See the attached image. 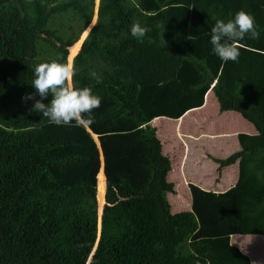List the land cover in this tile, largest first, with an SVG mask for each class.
I'll return each mask as SVG.
<instances>
[{
	"label": "trees",
	"instance_id": "16d2710c",
	"mask_svg": "<svg viewBox=\"0 0 264 264\" xmlns=\"http://www.w3.org/2000/svg\"><path fill=\"white\" fill-rule=\"evenodd\" d=\"M93 8L0 0V264H251L230 235H264V0H98L71 59L75 86L101 98L87 127L96 138L21 99L35 93L36 65L67 62ZM240 10L260 38L246 37L238 62L224 63L211 28ZM136 22L150 29L142 41L130 33ZM208 88L219 110L239 112L256 131L237 132L239 148L212 157L218 169L237 163L231 185L188 181L189 208L172 212L170 161L148 121L200 105Z\"/></svg>",
	"mask_w": 264,
	"mask_h": 264
},
{
	"label": "crops",
	"instance_id": "0c3cea01",
	"mask_svg": "<svg viewBox=\"0 0 264 264\" xmlns=\"http://www.w3.org/2000/svg\"><path fill=\"white\" fill-rule=\"evenodd\" d=\"M156 120L163 123V125H155L154 122ZM168 122L173 125L170 126ZM203 122L207 125H201ZM148 123L155 126V133L160 141L161 152L169 158L170 168L166 173V177L167 179H170L169 175L174 177L171 181L173 182V192L178 202L179 199L183 201L186 198H189L190 202L188 181H192L202 188H209L215 191H222L231 185L237 175V163L226 164L218 169L217 163L212 157L222 158L231 151L238 149L237 132L254 133L256 131L252 123L239 112L230 109L219 110L218 103L210 88L204 92L203 102L200 105L188 108L178 117L154 116ZM205 134L211 142L222 144L225 141L232 144V150L225 155L218 154L217 150L208 149L205 152L196 150L191 144L192 136L199 138ZM201 156L205 160H202ZM201 161L205 165L206 174L201 177L193 176L199 169L197 164L201 163ZM179 188H183L184 193L177 195ZM240 235L242 234H231L230 239L232 236L237 237V239H232L230 242L234 241L232 243L239 246L249 256L251 264H255L251 258L253 257L251 251L245 250L243 248L244 243H240ZM256 264L262 263L257 261Z\"/></svg>",
	"mask_w": 264,
	"mask_h": 264
},
{
	"label": "clouds",
	"instance_id": "9594fccd",
	"mask_svg": "<svg viewBox=\"0 0 264 264\" xmlns=\"http://www.w3.org/2000/svg\"><path fill=\"white\" fill-rule=\"evenodd\" d=\"M162 27L164 28V25ZM149 31L148 27L138 22L133 23L130 29L131 36L138 41H142ZM246 37L258 40L260 32L255 18L250 13L240 10L227 21L216 20L211 28L212 51L224 63L238 62L240 49L244 46L241 42ZM75 75L74 63L62 64L57 61L39 63L34 68L35 78L31 83L35 93H27L21 99L25 103L33 101L31 110L41 113L52 124L71 126L74 122L75 126L90 127L95 123L93 112L100 107L101 98L94 95L89 87L77 88L74 84ZM91 75L97 83L101 82L95 72ZM49 96L50 101L45 103Z\"/></svg>",
	"mask_w": 264,
	"mask_h": 264
},
{
	"label": "rangeland",
	"instance_id": "374dc122",
	"mask_svg": "<svg viewBox=\"0 0 264 264\" xmlns=\"http://www.w3.org/2000/svg\"><path fill=\"white\" fill-rule=\"evenodd\" d=\"M97 4H98V0H94L93 14H92V18H91L92 20H94V17H95V14H96ZM84 31H86V29H84ZM77 39L75 41H73L70 45L66 46V49H67V51H66L67 63L70 61V59H72L73 54H75L79 50L80 43L77 44L76 49H75V45L76 44L74 45V43L77 41ZM70 63H71V61H70ZM211 114H212V110H211ZM154 123L157 126L163 125V123H160L157 120ZM168 124L170 126L173 125L171 122H168ZM212 124H213V122H212ZM201 125L206 126L207 124H205L203 122V124H201ZM160 135H161V133H160ZM192 137H193L192 140H191L192 146L196 150H200L202 152H205L206 150L210 149V150H217L218 154H220V155H225L227 152H230L232 150V148H233L232 144H229L228 142H225V141L222 144L211 142L210 140H208L206 134L204 136L199 137V138L194 137V136H192ZM231 137H232V139H234L233 136H231ZM201 159L205 160V158L203 156H201ZM197 167H199V169L193 176L201 177L202 175L206 174L205 165H204V163L202 161H201V163L197 164ZM168 177L170 178L169 180L174 178V177H171V175H169ZM100 184H102V182H100ZM178 191L179 192H178L177 195H179L180 193H184L183 192V188H179ZM167 197H168V200L170 201V210L172 212L178 211V210H181V209H186V208L189 207V203H190L189 202V198L188 199L187 198L183 199V201L179 199V202H178L176 200V198H175L174 192H168L167 193ZM240 236H241L239 238L240 239V243L241 244L244 243V245H243L244 247L243 248L245 250L251 251V254L253 256L251 258L254 261V263L256 264V262L258 261V262L264 264V238H263L264 235H260V234H242ZM232 239L236 240L237 237L232 236L230 240H232ZM231 242L234 243V241H231Z\"/></svg>",
	"mask_w": 264,
	"mask_h": 264
},
{
	"label": "water",
	"instance_id": "95a60500",
	"mask_svg": "<svg viewBox=\"0 0 264 264\" xmlns=\"http://www.w3.org/2000/svg\"><path fill=\"white\" fill-rule=\"evenodd\" d=\"M97 8V7H96ZM95 16H96V14H95ZM94 19H95V17H94ZM93 21L94 20H92L91 19V21L89 22V24L86 26V31H85V33L83 34V33H81V35L79 36V38L78 39H80V42H81V40H82V38H84V36H85V34L87 33V31H88V29L90 28V26L92 25V23H93ZM70 61H71V59H70ZM70 61L68 62V63H70ZM88 129V128H87ZM89 130V129H88ZM90 131V130H89ZM91 132V131H90ZM91 134H92V136L94 137V138H96V135L94 134V133H92L91 132ZM101 155V154H100ZM102 163H103V161H102V156H100V166H99V170H98V172L99 173H101V176H98L97 177V173H96V193L98 192V181L99 180H101V182H102V180H103V182L105 183V177H104V174H103V169H102ZM96 196V195H95ZM97 197V196H96ZM102 197H103V195H102ZM105 202V200H104V197H103V200H102V203H100V202H98V210H97V229L99 230V223H100V214H99V207H101V205L103 204Z\"/></svg>",
	"mask_w": 264,
	"mask_h": 264
},
{
	"label": "bare ground",
	"instance_id": "6f19581e",
	"mask_svg": "<svg viewBox=\"0 0 264 264\" xmlns=\"http://www.w3.org/2000/svg\"><path fill=\"white\" fill-rule=\"evenodd\" d=\"M79 40H80V39H79ZM79 40H78V41H79ZM76 43H77V42H76ZM102 195H103V194H102ZM102 198H103V197H101V199H102ZM101 199H100V200H101Z\"/></svg>",
	"mask_w": 264,
	"mask_h": 264
}]
</instances>
